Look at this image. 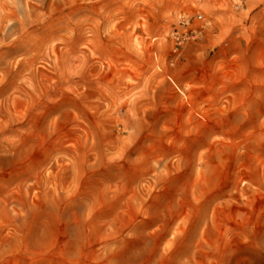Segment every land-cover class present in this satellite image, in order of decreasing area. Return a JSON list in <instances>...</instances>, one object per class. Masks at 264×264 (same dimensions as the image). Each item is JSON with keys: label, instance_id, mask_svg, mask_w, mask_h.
I'll return each mask as SVG.
<instances>
[{"label": "rangeland", "instance_id": "1", "mask_svg": "<svg viewBox=\"0 0 264 264\" xmlns=\"http://www.w3.org/2000/svg\"><path fill=\"white\" fill-rule=\"evenodd\" d=\"M0 264H264V0H0Z\"/></svg>", "mask_w": 264, "mask_h": 264}]
</instances>
